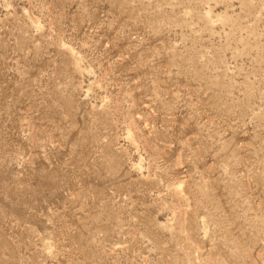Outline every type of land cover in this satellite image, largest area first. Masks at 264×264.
<instances>
[{
    "label": "rangeland",
    "instance_id": "rangeland-1",
    "mask_svg": "<svg viewBox=\"0 0 264 264\" xmlns=\"http://www.w3.org/2000/svg\"><path fill=\"white\" fill-rule=\"evenodd\" d=\"M0 264H264V0H0Z\"/></svg>",
    "mask_w": 264,
    "mask_h": 264
}]
</instances>
